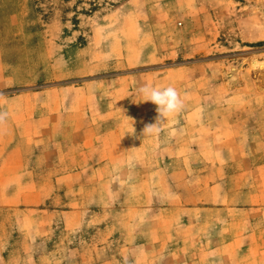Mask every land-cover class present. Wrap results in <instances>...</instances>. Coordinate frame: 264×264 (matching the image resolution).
<instances>
[{"label": "rangeland", "instance_id": "1", "mask_svg": "<svg viewBox=\"0 0 264 264\" xmlns=\"http://www.w3.org/2000/svg\"><path fill=\"white\" fill-rule=\"evenodd\" d=\"M0 112V264H264V0H0Z\"/></svg>", "mask_w": 264, "mask_h": 264}, {"label": "clouds", "instance_id": "2", "mask_svg": "<svg viewBox=\"0 0 264 264\" xmlns=\"http://www.w3.org/2000/svg\"><path fill=\"white\" fill-rule=\"evenodd\" d=\"M137 93L143 97V102H151L156 105L158 116L154 124L145 127L143 133L151 134L159 131L163 121L173 114L182 110L184 100L177 89L169 86H154L145 83L137 89ZM7 118V113L0 112V123Z\"/></svg>", "mask_w": 264, "mask_h": 264}]
</instances>
